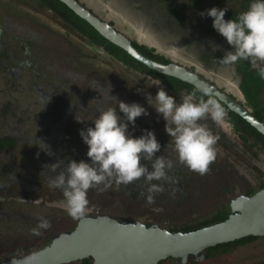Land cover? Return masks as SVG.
I'll list each match as a JSON object with an SVG mask.
<instances>
[{"label": "rangeland", "instance_id": "374dc122", "mask_svg": "<svg viewBox=\"0 0 264 264\" xmlns=\"http://www.w3.org/2000/svg\"><path fill=\"white\" fill-rule=\"evenodd\" d=\"M77 1L92 11L97 17L101 18L102 21L110 22L111 26L117 32L123 34L129 40L135 41L138 44H145L152 48L154 47L157 50L155 52L158 54H163V50L167 48L165 53L171 58L172 62L176 64L180 63L181 66L187 69H195L196 73L202 76L204 75L209 81L223 89L226 94L239 97V100L243 103V97L237 90L239 79L234 74V64L225 65L219 62V58L223 56L226 50H230L231 46L227 44L223 36L213 29L211 17L199 15L200 12L215 6V0ZM196 1H199V3L194 4ZM235 3V0H225V3L218 6V8L227 9L235 5ZM246 3L247 5L245 6L248 7L249 3L247 0ZM29 4L27 0H25V2L22 0H0V29L7 30L6 25L9 29L11 28L10 31H5V33L0 30V41L3 39V43L7 42L8 47L11 49L18 46L17 41H26V36L28 37L27 33H29L26 32L27 28L33 30L32 26L29 27L27 25L32 23L30 20H28L29 23H25L24 25L22 22L18 21V17L26 18L23 14L28 13V16H32L41 24L46 25V23H50L48 15L35 10L32 3L29 7ZM6 17H8L7 20L5 19ZM50 28L56 32H60V35H57L58 38L54 34H51L50 42L55 44L57 48H60V52L63 53V56L68 54L70 57L74 58V61H78L75 63V66L73 64V66H68V63H66L67 65L65 64L64 58H59L58 63L61 65L55 66L64 80L68 81V88L70 89L69 100L81 99L84 103L83 107L65 105L61 109V113L68 108L69 112L71 108L73 109L70 113V117L73 119H70L69 122L73 129H76L82 124V121L78 122L75 119L76 114L82 120L85 119L88 121L92 119V115L95 113V111H93V106L97 105L98 108L104 104L102 100V91L107 92L110 86V94L115 95L118 99L121 97L128 100L135 99L144 105H149L146 94L155 96L158 87L149 86L152 80L146 73L121 67L118 63L106 59L103 57V52L98 47L93 48L92 54H90L89 48L82 39L72 32L65 34L63 29L55 23H51ZM40 31L41 29L36 27V35ZM140 36L143 37L141 38ZM67 37L73 42V46L76 48L71 49L64 44ZM58 40H62V42ZM40 41H44V39L41 38ZM210 44H215L219 47L213 50ZM66 61H68V59ZM198 61L201 64H199ZM208 70H210L211 73L207 72ZM2 74L3 73L0 72V78ZM22 81L23 80L18 82L20 84V89H22L21 85H24ZM10 88L11 85L9 86L5 79L4 81H0L1 103L17 98V91H13ZM4 92L6 95L3 94ZM26 94V98H22V101L17 103L18 107L16 108L18 113H23L25 115L23 117L25 121L21 123L22 120L17 122L6 119V121L4 120L3 123H0V131L2 130V132L5 131V133L14 134L18 141V148L14 151L12 157H9L8 154H4V157H0V165L6 168L8 167L7 163L17 164L19 162L22 163L23 166L21 168L27 175L34 176L33 174H36L38 169L36 161L32 159H30L31 161L29 159L24 161L19 160V154L21 152L32 154L34 150H41L36 144L41 143L43 138H45L46 141L51 138L50 132L46 130H51L53 125L52 127L49 125L51 122L49 110L47 111L45 108L43 111L40 107L34 112V108L29 107L31 104L30 99L33 98V92H27ZM262 100L264 102V94ZM52 104L53 103L50 104V107ZM150 107L151 110L155 111L153 108L154 101ZM40 113H44L43 117L46 116L49 119L39 118L37 121H32L29 118L30 116L39 115ZM155 113L157 112L155 111ZM161 124H165L163 118ZM155 131V136H157L158 130L155 129ZM227 132L231 134L230 131ZM71 141L73 142L72 139ZM233 142L234 145L226 143V150L223 149L222 156H220L218 161L222 165L227 162L239 168L244 166L248 170L245 173L248 175L249 173L252 174V170L249 168L251 167V163L246 157H243L239 153H249L247 154L248 157H252V154L254 156L257 154V156H255L256 159L253 157L254 160L251 159V162L256 163L257 160L262 162L263 158L260 157V155H258L259 153L254 151L252 147L249 150L250 152L246 151L248 145L252 144L253 141H249L247 145L245 143L242 144L241 141L235 138ZM6 159H9V161ZM16 159L19 161L16 162ZM240 163H242V165H238ZM13 166L15 167L16 165ZM259 180L260 178L256 177V179L245 185L246 189L257 187ZM212 183L213 185L209 187L205 186L198 202L194 204H189L190 202L186 200H175L176 204L170 206L163 205V207L157 204H148L145 200L144 202L140 200L139 203L132 202V199H127L128 196L125 195V193H121L122 195L118 197L117 194L119 191L117 190V186L110 185L108 190H97L99 193H95L92 198H89L90 205H92V207L94 206L95 209L90 207V209L86 210L84 215L95 213L109 214L120 220H124L126 218V216H124L126 211L132 215H140L145 212L148 216L156 219L163 216L171 218V222L178 223L179 225L192 222L193 219L198 222L206 213L212 212L214 210L213 207L216 206H213L216 204V200L214 199L218 197L219 194H216L217 190L211 194L210 189L217 184V181L214 180ZM237 184L236 193L238 195L240 192L244 191V187L239 182H237ZM5 189L11 191L10 188H8V183L4 188H0V204L5 205L0 206V209L3 208L4 213L11 212L12 214L9 217L2 214L0 215V241H2V243H7L6 247L2 248L0 246L1 251H11L13 248L14 254L16 252L20 254V249L23 248V245H25L27 241L28 243H32L33 248L42 245L45 239L41 237V235H31L29 231L36 226V223H32L31 219L36 220L38 217L46 218V216L52 218L54 221L49 229L47 228L48 231L52 229L49 232H56L54 228L59 230V225L62 226V228L69 226L65 218L66 213L63 211L65 210L64 205H46L43 203L38 205V200H34V203L27 205L21 202L14 204L12 199L10 201L9 198H7L9 194ZM215 189L216 188L213 190ZM228 191L229 194L232 193L230 187H228ZM108 193H110L111 196L108 195ZM14 199L19 200L20 198ZM28 217H30V222L26 221ZM62 217H64V223L61 224ZM57 218H59L58 222ZM74 225L73 222H70V227H74ZM43 230L44 229H41V231ZM43 245L45 244L43 243ZM6 254H2L0 259L4 258ZM245 260H264V240L260 238L254 241L253 245L249 244V246L237 248L226 255L208 261H215L217 264H231L230 262L236 263Z\"/></svg>", "mask_w": 264, "mask_h": 264}, {"label": "clouds", "instance_id": "9594fccd", "mask_svg": "<svg viewBox=\"0 0 264 264\" xmlns=\"http://www.w3.org/2000/svg\"><path fill=\"white\" fill-rule=\"evenodd\" d=\"M225 11L226 8L213 6L199 13L212 18L213 29L231 46L219 58V62L227 65L248 60L264 77V0H249L247 9L234 19H225ZM210 46L213 50L219 47L215 44ZM110 91L111 86L107 92L102 91L104 104L97 108V114L91 120L92 126L79 130L82 142L87 146L85 155L89 159L57 160L44 166L43 175L48 187L62 191L65 211L73 219L86 212L89 188L103 191L112 183L127 185L143 177L146 187L142 195L146 203L152 204L154 194L161 192L164 186L156 182L177 183L169 174L174 166L173 160L163 154L156 155L161 150V144L154 131L141 129V134L135 136L129 129L130 125H135L136 118L148 114L145 107L136 102L118 100ZM199 91V96L190 92L178 101L163 87H158L155 96L146 94V99L150 106L154 101L153 108L165 121L164 130L170 137L171 149L177 160L189 170L203 174L215 158L214 145L218 136L201 121L207 118L220 124L226 112L208 89ZM75 119L82 121L77 114ZM36 145L52 155L49 146L42 140ZM61 164L64 165L62 170ZM48 172L54 175L49 176ZM50 226L47 218L38 217L36 226L29 231L31 235H40L41 229ZM20 257L19 260L14 259L13 264H33L37 253Z\"/></svg>", "mask_w": 264, "mask_h": 264}, {"label": "trees", "instance_id": "16d2710c", "mask_svg": "<svg viewBox=\"0 0 264 264\" xmlns=\"http://www.w3.org/2000/svg\"><path fill=\"white\" fill-rule=\"evenodd\" d=\"M32 1V2H31ZM249 3V0H247ZM235 5L227 8L226 10V19L235 18L238 13L244 11L247 9L245 5H247L246 0H235ZM27 3L29 4V7L33 4V8L45 15H48L50 18V23H46V25L41 24L37 22L32 16L25 15L24 17H18V21L22 22L24 25L25 23H29L28 20H30L32 23L27 24L29 27L32 26V29H26V32L28 34V37L26 36V41H17V47L14 49H11L8 47V43H3L0 41V72H2V77L0 78V81H4V79L9 80L6 83L8 85H11V88L13 91H17L16 93L17 98H13V100H9L6 102L1 103L0 102V123H3L4 120L10 119L17 122L23 123L25 121L23 117L25 116L23 113H18L16 111V108L18 107L17 103L22 101V98H26L27 92H33V98L30 99L31 104L29 105L30 108H34V112L37 111L40 107L49 112H54L55 110L59 109L61 110L60 104L50 107L51 101L48 100L49 96L53 94L52 87L55 88L57 92V97L62 96V99L64 97L69 98V92L70 89L68 88V81L64 80L61 73L59 74V70L56 69L55 66L61 65L59 64V58H64L65 64L68 63V66H73L72 63H76L78 61H74V58L70 57L68 54L63 56V53L60 52V48H57L55 44H53L50 38L51 34H54L57 38V35H60V32H56L50 28L51 23H55L59 25L65 34H68L69 32H72L76 34L80 39L83 40V42L88 46L89 49H92L94 47H102L103 51L108 54L111 58L115 59L116 63H118L121 67L125 68H131L133 70H136L138 72L146 73L149 75H153L155 78L161 79V81L169 87L176 88V86H181L184 91L187 93L195 92L197 96L201 95L200 91L195 89L190 84L184 83L180 80H177L173 77H169L163 74H159L153 70H150L146 68L145 66L138 63L136 60L131 58L124 50L117 47L116 45L108 42L103 37H101L86 21L76 16L67 6H65L63 3H61L58 0H27ZM32 3V4H31ZM199 3V1H196L194 4ZM225 3V0H215L214 5L216 7L222 5ZM175 11V10H174ZM24 18V19H23ZM111 25V23L109 24ZM36 27H39L41 29L40 32L36 35ZM54 27V26H53ZM35 30V31H34ZM4 30H2L3 32ZM7 31V30H5ZM58 31V30H57ZM4 33V32H3ZM64 34V36H65ZM43 38L44 41H40V39ZM59 42H62V40H58ZM22 42V43H21ZM66 46L70 47L71 49H74L76 47L73 46V42L67 37L65 39ZM132 46L142 53L144 56L156 61L161 62L163 64L167 63V60H164L160 55H155L152 51L153 49H150L144 45H139L136 42L131 41ZM62 46V45H60ZM17 55L15 58L13 56ZM6 58L8 60H11L12 62L9 64L7 68L3 67V61L6 62ZM68 59V61H66ZM67 65V64H66ZM12 66H16V74L9 73V70L12 68ZM236 70L239 74V89L241 94L243 95L244 104L251 109L252 115L258 119L259 121L262 120L264 117V102L262 100V96L264 94V77H261L259 75V72L257 69L253 68L248 60H238L236 61ZM11 76H10V75ZM22 81L24 85H21L22 89L19 88L20 84L19 81ZM27 82V83H25ZM52 86V87H51ZM51 87V88H50ZM54 90V91H55ZM4 95L5 92L3 93ZM53 96V95H52ZM51 96V98H53ZM40 97L42 98L41 102ZM61 98V97H60ZM220 102V101H219ZM221 103V102H220ZM47 105V106H46ZM222 107L225 109L227 119L232 123L233 125V132L237 134L241 141L245 144L248 143V141H253L252 144L248 145V148L250 149L253 146H258V144H261L262 148H264V138L261 134H259L254 128H252L245 120H243L241 117H239L237 114L228 111L226 106L221 103ZM23 112L22 110H20ZM46 111V112H47ZM39 112V111H38ZM26 114V113H25ZM34 115L30 116L29 118L32 121H37L39 118H47L43 117L44 113L41 115ZM47 115V114H45ZM49 115V114H48ZM50 126L55 124V121H53L50 118ZM3 125V124H2ZM59 128L57 130H61V124L58 126ZM73 128L70 126L69 123V131H71ZM52 130V129H51ZM47 132H50V129L46 130ZM71 136V135H70ZM72 137V136H71ZM45 139V138H43ZM70 137L60 138V135H57V143L60 142L65 145L66 149L70 148V145L68 143V140ZM50 139H48L45 143L49 146L50 145ZM18 145L17 138L14 134L5 133L0 131V157H4V154H8L9 157H12L14 154V151ZM50 147V146H49ZM59 148L58 146L56 149H53L54 152L52 155H40L39 151L30 153H23L21 152L19 154L18 159L19 160H26V159H32L36 161V163H40L42 161H50V163H54L57 160H60L58 155H61L63 158L64 155L60 154L57 150ZM43 152V151H42ZM37 153L39 155L37 156ZM16 159V162L19 161ZM9 161V159H6ZM46 160V161H45ZM31 161V160H30ZM8 167L3 168L0 165V188H4L5 185L8 183V188H10L11 191L8 189H5L6 192L9 194L7 198L14 204H17L19 202L23 203L24 205L34 203V200H38L39 204L43 203L46 205L49 204H55V205H64V197L62 195V191L58 188H49L48 182L44 181L43 179L35 182V186L32 187V189H28L26 185H24V182L22 180V174L19 173V170L22 168V163H7ZM13 165H16L15 167ZM3 168V169H2ZM21 168V169H20ZM23 170V169H22ZM4 182V183H3ZM28 186V185H27ZM206 183L199 184L197 186H184L181 188L182 192L177 193V196L174 197L173 192L167 196V192H163L164 194H159L157 196L154 195V198H199L202 194V191L205 189ZM264 186L263 181L257 188H248L245 190L246 194H249L250 196L253 195L258 189H262ZM228 187H230V190L232 193L230 194V197H232L236 193V189L238 187L237 181L235 183H231L228 180H223L218 182L210 189V193L213 194L216 190L219 194L216 198H227L225 191H228ZM216 188L215 190H213ZM166 189V188H164ZM213 190V191H212ZM15 193V194H13ZM136 194V192H135ZM241 194V192H240ZM111 195V194H110ZM14 198H20L19 200H15ZM128 198V197H127ZM88 206L90 205V200ZM162 199V200H163ZM161 200V201H162ZM167 200V199H166ZM169 200V199H168ZM160 203V200H159ZM0 206H5L4 204H0ZM59 207V206H58ZM66 207V206H65ZM228 208V207H227ZM229 209V208H228ZM12 210V209H11ZM5 211V210H4ZM66 213V221H68L69 226H66L65 228H62V226L59 225V230L54 228L56 232H49L52 229L48 231V229H44L41 231L40 235L43 237L44 244L49 243L54 237L59 235L62 232H70L73 230V227H70V219L75 224L76 219H73L70 217L65 210H63ZM8 212V211H7ZM19 212V211H18ZM4 216H11V212L4 213L3 208L0 209V215ZM223 215V216H222ZM222 218L220 217L217 220H214L212 222H208L206 225H212L221 221H224L226 219V215L221 214ZM19 218V217H18ZM46 218L50 221V225L53 223V219L50 217ZM22 220V219H21ZM20 220V221H21ZM29 220V221H28ZM32 223H37V219H31ZM56 220V219H55ZM59 218H57L58 222ZM61 224L64 223V217L61 218ZM27 222H30V217L26 218ZM195 230V228H170L168 231L175 233V232H187ZM254 237L249 236L245 237L239 240H235L233 242H229L226 244L217 245L215 247L208 249V255L217 254L218 252H226L225 247H227L230 244H242L246 243V241L252 240ZM0 246L6 247L7 243L0 241ZM40 245L39 247H32V243H27L23 245V248L20 249L19 252H16L14 254V249L12 248L11 251H1L0 250V256L2 254H6V256L2 259H0V262L20 257V255H24L30 252H33L35 250H38L39 248L43 247L44 245ZM82 264H92L90 260H82Z\"/></svg>", "mask_w": 264, "mask_h": 264}, {"label": "water", "instance_id": "95a60500", "mask_svg": "<svg viewBox=\"0 0 264 264\" xmlns=\"http://www.w3.org/2000/svg\"><path fill=\"white\" fill-rule=\"evenodd\" d=\"M86 21L101 37L124 50L141 65L157 73L190 84L210 94L264 137V124L226 93L203 77L177 64H161L137 51L130 40L100 20L77 0H58ZM226 220L194 231L172 233L157 225L119 221L109 215L84 216L70 232H62L33 251V264H69L90 260L92 264H157L166 258L184 262L188 256L245 237L264 236V186L251 196H238L229 204ZM30 252V253H33ZM26 255V254H25ZM12 258L0 264H13Z\"/></svg>", "mask_w": 264, "mask_h": 264}, {"label": "flooded vegetation", "instance_id": "af4514ba", "mask_svg": "<svg viewBox=\"0 0 264 264\" xmlns=\"http://www.w3.org/2000/svg\"><path fill=\"white\" fill-rule=\"evenodd\" d=\"M22 1L25 2V0H22ZM90 12L93 13L92 11H90ZM95 16L97 17V15H95ZM5 19L7 20L8 17H6ZM99 19H101V18H99ZM106 23L110 24V22H106ZM6 29H7V31L11 30V28L9 29V27L7 25H6ZM3 32L5 33V30ZM140 37L142 38L143 36H140ZM130 42H131V40H130ZM132 42H135V41H132ZM139 45L146 46L145 44H139ZM146 47H148L150 49H153L152 52L155 55L156 54L160 55L164 60H167L166 64H168V63L176 64V63L172 62L171 58L168 55H166L165 50L167 48H165L163 50V52H164L163 54H158V53L155 52V51H157L156 48H154V47L152 48V47H149V46H146ZM94 48H96V47H94ZM98 48L103 52V55H104L103 57H105L106 59L111 60L113 62H116L115 59L111 58L110 56H108V54H106L103 51L102 47H98ZM89 53L92 54V49H89ZM16 56L17 55H15L13 57L15 58ZM146 58H148V57H146ZM148 59H150V58H148ZM150 60H152V59H150ZM11 62H12L11 60H8L6 58V62L3 61V67L7 68ZM157 63H161V62H157ZM72 64L75 66L74 63H72ZM161 64H163V63H161ZM199 64H201V63L199 62ZM233 64L235 66L234 74L240 80V78H239L240 76H239V74H238V72L236 70V62L232 63V65ZM177 65L181 66L180 63H178ZM15 67L16 66H12V68L9 70V73L16 74ZM182 67H184V66H182ZM128 69H131V68H128ZM188 70L191 71L192 73H195V74L203 77L209 83H211L212 85L217 87L220 91L225 93V91L223 89L219 88L216 84H214L213 82L209 81L207 78H205L204 75L202 76V75L196 73L195 69L191 68V69H188ZM207 72L211 73L210 70H208ZM146 75L152 80V82H150L149 86H151V87H154V86L163 87L167 91L168 94L173 95L178 101H179V99L182 96L188 94L186 91H184L182 89V87L180 85L176 86V88H172V87L166 86L161 81V79L155 78L153 75H149V74H146ZM8 81L9 80H7V82ZM51 89H52L53 94H51L49 96V99H50L51 103H53L51 105L52 107H54V106H56L58 104H60L61 109L65 105L78 106V107H83L84 106L83 100H81V99L69 100L68 96L64 97L63 99H62V96H59V98H58L55 88L52 87ZM237 90H238L239 94L243 97V95L241 94L240 89H239V81H238V84H237ZM227 95L230 96L231 98H233L235 101H237V103L240 104L244 109H246L250 114L252 113L251 109L248 108L244 104L245 103L244 99H243V103H242V101L239 100V97L234 96L232 94H227ZM51 96L53 98H51ZM41 100H42V98L40 97V101L39 102H41ZM118 100H122V101L127 102V103L136 102V103H139V104H141L142 106L145 107V109L147 110L148 114L147 115H141L140 117L136 118L135 125L134 126H132V125L129 126L130 131H133V134L135 136H139L141 134V129H150V130L154 131V133H156L155 129H157L158 133H157L156 139L161 144V150L159 152H157L156 155L163 154L165 157H168V158L173 160L174 166L170 170L169 174L176 179L177 183L172 184V183H169V182H156V181H154L156 183H163V185H164L163 186V190L161 192H159V193H155L154 194L155 196H157L159 194H164L163 192H165V193L167 192L168 194H166V195L169 196V194L173 192L174 197H175V196H177L178 191L182 192L181 188H183L184 186H197V185H199L201 183H204V185H205V183H206V186L209 187V186L213 185L212 181H214V180H216L218 182L223 181V180H228L231 183H235V181H237L240 184H242V186L244 187V191H242L241 194L239 193L238 195H235V193H234V195L232 197H230V194L226 190L225 193H226V197L227 198H223V199L222 198H215L214 199V200H216V204H214L213 206H215V205L216 206L213 207L214 210L212 212L206 213V215L203 218H201L198 222H196V220L193 219L192 222L182 223L181 225H179L178 223H175V222H171V218H167V217L163 216L161 218L158 217L156 219L154 217L148 216V214H146L145 212H143L140 215L139 214L132 215L131 213L126 211V213L124 215V216H126V218L124 220H120V219L114 217L113 215H109V214L95 213V214H87V215H84V216L109 215V216H111L113 218H116L119 221H126V222H132V223L140 222V223L146 225L147 227L157 225V226H159V227H161L163 229H166V230H169L170 228H181V227L195 228V230H197V229L209 226V225H206V224H208V222H212L214 220H217L220 217L222 218L223 215L221 216V214L226 215V218H227L229 213H230V211L228 209L229 208V204H230V202L232 200H234L236 197L241 196V195L250 196L249 194L245 193V190H246L245 185L246 184H248L252 180L256 179V177L260 178V180L258 182V185H257V188L259 187V185L261 184L262 181L264 183V148H262L261 144H258V146H253L252 149L254 151L258 152L259 153L258 155H260V157L263 158L262 162L259 161V160H257L256 163L251 162V159L254 160V158H255V156H257V154H255V156L252 154V157H248L247 154H249V153H244V152H240L239 153L243 157H246L247 160L251 163V167H249V168L252 170V174L249 173V175H248L247 173H245L248 170L244 166H241L239 168V167L234 166L233 164H230V163H227V162H225V164L222 165L218 161V159H220V156H222L221 154L223 153V149L226 150V148H225L226 143H228L229 145H234L233 141H234L235 138H237L239 141H241L240 137L233 132V130H232L233 129V125L227 119V115H225L223 122L220 123V124H217L216 122L212 121L211 119H207V118H205L204 120L201 121L202 123L207 124V126L213 131V133L218 136V139H217V141H216V143L214 145L215 158L208 164L207 170L203 174H200L199 172L189 170L184 164L180 163L177 160L175 152H173L172 149H171L170 137L164 130V124H161L162 117L159 116V114H157V113H155V111L151 110V107L149 105H147V104L144 105V104H142L141 102H138L135 99L128 100V99H125V98L123 99L121 97ZM55 103H56V105H55ZM72 111H73V109L71 108L70 112H69V108H68V109L64 110L63 113H61V110L59 111V109L55 110L52 113L49 112L50 116H51V119L53 121H56L55 124L52 127V130H50L51 138H50V141H49L50 142V145H49L50 147L49 148H50V151L53 153L54 152L53 149H56V147L58 146L59 147V148H57L58 152L60 154L64 155L63 158L61 157V155H58V157H59L60 160H64L65 162H67L68 159H75L77 161H79L81 159H84V160L87 161L89 159L85 155V153L87 151V146L82 142V139H81V137L79 135V130L82 129V128H86V127L92 126V121L91 120L97 114V105L93 106V111H95V113L92 115V119L91 120H88V121L85 120V119L82 120V124L79 127H77L76 129H72L71 131L68 132L70 119H73V118L70 117V113ZM117 111H118V109H117ZM228 111H230V110H228ZM230 112H232V111H230ZM256 120H258V119H256ZM78 122H81V121H78ZM259 122L264 124V117ZM59 124H61V130H57L59 128L58 127ZM227 131H230L231 134L228 133ZM57 135L58 136L60 135V138H65V137H68V136L70 137V139L68 140V143L70 145L69 149H66L64 144H62L60 142L57 143ZM71 139L73 140V142L71 141ZM42 141L45 143L46 139H42ZM168 141H169V144H168ZM241 143L243 144L242 141H241ZM248 143H249V141H248ZM248 143H247V145H248ZM167 144H168V146H167ZM238 147H239V145H238ZM240 149H241V147H240ZM250 149L247 147L246 151L250 152L249 151ZM34 151L37 152L36 150H34ZM38 151H39L40 155H42V154L48 155L44 151L43 152L41 150H38ZM141 163H145V162L141 161ZM50 164H52V163H50V161H46V162L42 161L40 163H37L38 169H37V173L33 174L34 176H29V175L26 174V172L24 170H19V173L22 174V180H23V182H25L24 185H26V187L28 189H32V187L35 186V182H37V181H39L41 179H43V182L47 181L45 176L43 175L44 166L45 165H50ZM238 165H242V163H240ZM63 167H64V165L61 164V170L63 169ZM48 175L51 176V175H54V174L51 173V172H48ZM214 177H215V179H214ZM36 178H38V179H36ZM111 185L117 186V190L119 191V193L117 194L118 197H120L122 195L121 193H125V195L128 196L127 199H132V202L139 203L140 200L143 201V202L145 200V196L142 195V193H144L145 187H146V184H145V181H144L143 177H141L139 180L133 181L132 183L127 184V185H123V184L116 185L115 183H112ZM164 188H166V189H164ZM254 188H256V187H254ZM97 190H98L97 188H89L88 191H87V198H92L95 193H99V192H97ZM106 190H108V188L105 189V191ZM259 190L260 189H258L257 191H259ZM113 191H115V190H113ZM135 192H136V194H135ZM108 195H110V193H108ZM162 199L163 198H154V202L152 204H157L158 206L163 207V205L170 206V205L176 204L175 200H177V201L186 200V201L190 202L189 204H194V203L198 202V200H199V198H165L163 200ZM159 200H160V203H159ZM217 205H219V206H217ZM90 207H92V206H88L87 210L90 209ZM92 208L95 209L94 206ZM103 208H105V207H103ZM84 216L82 215L81 217L77 218L75 224L77 223V221L80 218H82ZM70 222H72L71 219H70ZM192 231H194V230H192ZM178 232H180V231H178ZM187 232H189V231H187ZM260 238L262 240H264V236H262V237H259V238L258 237H254V239L246 241V243L230 244L227 247H225V249H226L225 251L226 252H222V253L218 252L217 254H214V252H212L213 254H209L208 255V253H207L208 249H209L208 248L207 250H204V251L196 254V256H193V255L188 256L187 259L184 262H181L178 259L166 258L164 260L159 261L157 264H189V263L190 264H217V262H215V261L210 262L208 260L219 258L220 256L226 255L230 251H233V250H235L237 248H243V247H245L247 245L249 246V244L253 245L254 241L259 240ZM230 263L231 264H264V260H257V261L245 260V261H239V262H236V263H234V262H230ZM69 264H82V260L74 261V262L69 263Z\"/></svg>", "mask_w": 264, "mask_h": 264}]
</instances>
